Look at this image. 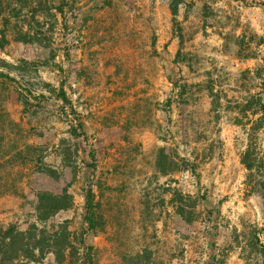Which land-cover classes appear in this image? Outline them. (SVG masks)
<instances>
[{
    "label": "rangeland",
    "instance_id": "rangeland-1",
    "mask_svg": "<svg viewBox=\"0 0 264 264\" xmlns=\"http://www.w3.org/2000/svg\"><path fill=\"white\" fill-rule=\"evenodd\" d=\"M262 37L264 0H0V74L13 80L0 76V232L15 236L0 264L39 240L65 241L64 264H85L82 240L97 264H263L264 131L251 174L248 130L233 123L261 90L246 79L264 65ZM30 88L50 99L26 111ZM77 120L88 138L72 134ZM162 151L190 170L163 175ZM176 191L193 196V223ZM42 193L73 205L40 222Z\"/></svg>",
    "mask_w": 264,
    "mask_h": 264
},
{
    "label": "trees",
    "instance_id": "trees-1",
    "mask_svg": "<svg viewBox=\"0 0 264 264\" xmlns=\"http://www.w3.org/2000/svg\"><path fill=\"white\" fill-rule=\"evenodd\" d=\"M260 45H264V37L261 38ZM251 58L250 55L245 56V59ZM264 61V59H263ZM249 77L246 80H253L257 81L260 87L259 93L255 95H247L243 98V102L239 103L237 106L238 112L240 116L235 118V121L233 123L237 126H242L246 131L248 130L249 136H250V144L247 147V149L242 153V164L245 165L253 174V170L255 169V166H257L258 163H261L259 155L257 153V149L255 148L253 142L257 141V138L259 137L260 132L264 131V65L260 68H257L255 71H249L248 72ZM0 76L12 80V78L8 75H5L3 73L0 74ZM17 82V81H14ZM52 89V93L56 94V100L59 102H63L65 105L68 104L69 99L67 97L66 91L64 86L62 85L60 88H53L52 85H49ZM214 87L209 88V91L211 92L212 96H214V107L215 109L218 108L217 105L220 103V98L217 95H214ZM24 92H27V95H25ZM20 99L22 103L24 104L25 110L27 111L29 106H34L35 108L40 109L41 105L44 102H47L50 97L45 96L44 94L36 93L34 90L27 89V91H22L19 93ZM182 104H188L186 99H182ZM76 114L77 112L74 111ZM72 134L76 137H83L88 138L85 125L82 121L77 120L76 124L72 125ZM178 159H181V163H185L186 166L180 168V164L176 162L172 158L171 155H168L165 151H162L160 158L158 160V169L159 171L165 175H172L181 171L190 170L189 166L190 163L186 161V159L181 158L177 156ZM92 159H96V153L92 152ZM54 173V171H51ZM87 214H86V224H87V231L88 233L92 231H96L97 227L100 226L99 218L97 217V211H98V203L96 202L95 193L93 188L89 189L87 192ZM39 200L36 205V210L38 214V219L40 222H46L50 218L54 217L56 214H58L62 210H67L72 207L73 201L72 198L69 195L64 196H53L51 194L42 193L39 195ZM193 196L191 195H183L181 192L176 191L174 193V196L171 200V203L174 205V207L177 210V213L187 220L189 223L194 222V200ZM33 227H36L34 225ZM33 227L31 229H33ZM62 231L59 230L56 232V236H59L63 233V235H66L67 230L63 229ZM28 230V233L22 235L31 234ZM10 237L12 239H15V236L13 233L9 232L6 234H3V232H0V238L3 239V244L0 242V252L5 253L8 257L7 248L8 246L13 247L14 243H8ZM17 239V238H16ZM67 242V241H66ZM65 241L63 244L57 243V241H54L53 245L47 246L45 245L44 241L39 240L34 246L32 247H25V245H22L19 248L12 249L11 252H16L17 257L11 259L14 264H32V263H38L40 264V258L41 260L46 257V254L48 253H54L56 256V261L58 264H64L67 259L65 258L67 247L65 246ZM70 244V242H69ZM84 263L85 264H97L96 256H95V248L93 246L87 245L85 240L81 241ZM259 252L263 256V264H264V244H259ZM36 251H39L40 255L36 254ZM24 252V253H20ZM1 254V255H5Z\"/></svg>",
    "mask_w": 264,
    "mask_h": 264
}]
</instances>
